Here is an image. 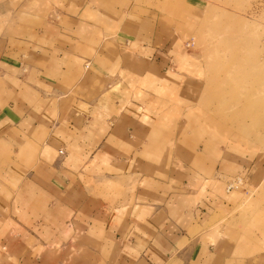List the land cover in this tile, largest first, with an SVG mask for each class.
I'll use <instances>...</instances> for the list:
<instances>
[{
  "label": "crops",
  "instance_id": "0c3cea01",
  "mask_svg": "<svg viewBox=\"0 0 264 264\" xmlns=\"http://www.w3.org/2000/svg\"><path fill=\"white\" fill-rule=\"evenodd\" d=\"M168 4L0 0V264H257L215 226L263 154L201 107Z\"/></svg>",
  "mask_w": 264,
  "mask_h": 264
},
{
  "label": "rangeland",
  "instance_id": "374dc122",
  "mask_svg": "<svg viewBox=\"0 0 264 264\" xmlns=\"http://www.w3.org/2000/svg\"><path fill=\"white\" fill-rule=\"evenodd\" d=\"M166 1L169 12L191 26L187 57L189 73L200 79L201 107L264 157V0ZM263 175L264 168L252 185L236 184L239 201L215 226L233 233L232 241L254 252L257 264L256 253L264 252Z\"/></svg>",
  "mask_w": 264,
  "mask_h": 264
},
{
  "label": "built area",
  "instance_id": "2783aa9c",
  "mask_svg": "<svg viewBox=\"0 0 264 264\" xmlns=\"http://www.w3.org/2000/svg\"><path fill=\"white\" fill-rule=\"evenodd\" d=\"M192 43H193V40L191 39L190 41L187 42V45L191 47ZM240 182H241V177L237 176L228 182V187H234L236 186V184Z\"/></svg>",
  "mask_w": 264,
  "mask_h": 264
}]
</instances>
